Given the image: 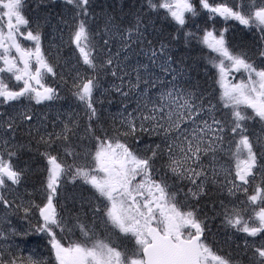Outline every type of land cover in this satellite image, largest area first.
I'll return each mask as SVG.
<instances>
[{"label": "snow or ice", "instance_id": "1", "mask_svg": "<svg viewBox=\"0 0 264 264\" xmlns=\"http://www.w3.org/2000/svg\"><path fill=\"white\" fill-rule=\"evenodd\" d=\"M0 264H264V0H0Z\"/></svg>", "mask_w": 264, "mask_h": 264}]
</instances>
